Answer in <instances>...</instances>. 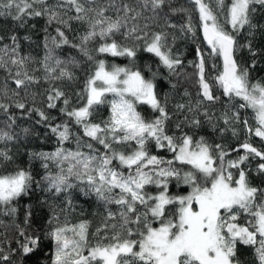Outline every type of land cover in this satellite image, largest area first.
Masks as SVG:
<instances>
[{
  "label": "snow or ice",
  "instance_id": "6c2138e0",
  "mask_svg": "<svg viewBox=\"0 0 264 264\" xmlns=\"http://www.w3.org/2000/svg\"><path fill=\"white\" fill-rule=\"evenodd\" d=\"M189 2L196 23L170 0H0V17L21 26L44 18L54 32L45 28L42 59L22 54L16 35L0 43V215L14 216L34 185L63 197L60 213L75 211L77 193L104 209L93 227L67 214L61 220L53 207L43 232L27 211L25 226L16 225L23 257L47 242L50 264H264V183H253L264 177V80L252 77L255 60H237L241 47L256 56L237 37L257 27L253 14L264 0ZM166 9L188 14L179 33L195 55L186 65L173 52L177 35L165 30L176 27ZM64 47L77 55L61 58ZM180 79L196 94L185 89L170 112L161 89L175 91ZM77 82L69 95L64 85ZM13 108L35 115L55 141L51 151L27 153L41 161L40 179L10 147L32 132L16 131ZM205 125L239 143L210 142L200 134ZM15 251L0 248V264H15Z\"/></svg>",
  "mask_w": 264,
  "mask_h": 264
},
{
  "label": "trees",
  "instance_id": "16d2710c",
  "mask_svg": "<svg viewBox=\"0 0 264 264\" xmlns=\"http://www.w3.org/2000/svg\"><path fill=\"white\" fill-rule=\"evenodd\" d=\"M171 7L175 9H187L188 13L191 14L193 22L198 21V15L194 9V6L188 0H170ZM167 15L164 17L168 23L176 25L175 28H167L165 30L170 34L175 33L177 39L173 47L174 53L181 54V58L184 59L185 65L189 60L194 59V49L195 45L189 39L180 38L179 28L181 25L185 24L188 18V14L184 11L171 12L167 10ZM253 23L257 27L249 34L248 29L243 30L240 35L237 37L241 45H246L251 43L252 49L256 52V56L253 57L249 52L247 47H241L237 52V60L244 65H250L253 60L256 62V67L251 69V74L253 79L264 80V8L257 6V11L253 14ZM161 26H163V21H161ZM45 28L48 29V33L54 35L52 27L47 25L44 18H34L29 19L26 23L21 26L19 22L13 21L11 17H0V36L4 37V40L0 43H10L9 37L16 35L20 43V51L24 55H30L36 59H42L44 55V38L48 34L45 32ZM159 30V27L156 28ZM27 37V39H25ZM61 58L67 59L71 56L77 55L75 50L68 47L58 49L57 53ZM144 55L145 59L147 54ZM115 62L123 64V59H117ZM187 71L191 72V68H187ZM40 75L41 73H37ZM77 75L82 78V73L77 71ZM5 73L0 71V82L3 81ZM174 80L176 78H173ZM59 83V82H57ZM65 89L71 95L72 90L78 89L80 84L64 85ZM46 87L40 86L33 91L42 92L43 88ZM187 89L193 97H195L196 89L195 86L189 82L180 79L178 88L175 91H172L170 87L165 83V86L161 89V93H167L169 96V111H174L173 105L177 102H181L183 97L184 90ZM39 104V97L37 100ZM17 117V127L16 131H20L21 128H31L32 132L28 137H24L21 133V140L12 147L13 153L16 155L17 162L25 165L27 164L33 174L37 176V179L44 174V169L41 167V161H29L27 153L30 151H51L55 148V141L50 136H46L47 129L36 125L34 120L36 119L35 115L32 118L26 119L23 118L19 110L13 108L11 109ZM145 114H148V110L144 109ZM53 116H59V113L56 110H51ZM106 114V112H105ZM217 114H219V108H217ZM3 117L0 116V121ZM200 134L205 135L210 142H223L225 144L235 147L239 141L234 140L230 132L225 134L223 140L219 137L218 134L213 133L207 125H205L201 130ZM241 139H243V134H241ZM254 144L259 146V138H254ZM253 183L259 185L264 183V177L254 176ZM75 211L70 213H60V208L63 207V197L53 198L50 193L42 190L41 188L33 186V191L28 196L21 197L18 202H16L17 212L14 216L0 215V248L4 249L5 253L9 252V249H15V255L12 256V260L15 264H50L49 256L54 250L52 245L45 243L41 250L30 255L29 257H23L19 246L17 244L19 233L16 225L24 227V219L27 211H31V227L32 229H39L43 232L47 225L48 220L52 214V208L55 207V210L58 214L61 215V220L65 214L69 216V219L72 223H76L83 219H88L93 222V227L100 219V215L103 214V207L99 206L94 198H85L78 193L73 197ZM242 259L246 261L251 260V250L243 249L242 250Z\"/></svg>",
  "mask_w": 264,
  "mask_h": 264
},
{
  "label": "water",
  "instance_id": "95a60500",
  "mask_svg": "<svg viewBox=\"0 0 264 264\" xmlns=\"http://www.w3.org/2000/svg\"><path fill=\"white\" fill-rule=\"evenodd\" d=\"M189 1V0H188Z\"/></svg>",
  "mask_w": 264,
  "mask_h": 264
}]
</instances>
